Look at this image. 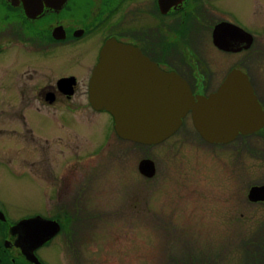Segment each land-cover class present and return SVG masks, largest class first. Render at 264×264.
Wrapping results in <instances>:
<instances>
[{"label": "flooded vegetation", "instance_id": "flooded-vegetation-1", "mask_svg": "<svg viewBox=\"0 0 264 264\" xmlns=\"http://www.w3.org/2000/svg\"><path fill=\"white\" fill-rule=\"evenodd\" d=\"M220 1L227 0H0V133L4 134L0 140L17 145L14 155L12 145H0V164L13 168L11 157L23 161L22 165L28 162L29 172L52 186L51 194L40 196L34 210L22 218L13 216L0 197V264H47L40 251L48 244L52 242L65 251L67 241L77 236V230H93L103 224L108 228V218H124L125 207L128 215L140 218L141 179L154 187L145 203L146 212L155 214L150 222L153 227L183 229L184 225L189 228L202 223L166 221L173 213L162 207L158 217L155 204L161 200L156 194L174 196V183L182 189L176 194L175 201L181 205L176 209L186 210L187 200L182 198L188 189L187 176H173L169 161L162 170L154 154L143 158L141 144L120 138L112 116L91 105L90 79L101 50L110 39L133 46L159 70L177 74L193 96L208 97L217 92L227 74L239 70L247 77L256 100L252 130L238 133L229 143L210 144L203 140L188 113L170 137L147 147L168 145L169 154L186 144L195 132L205 145L213 147L215 159L224 170L226 160L232 162L233 168L237 159L245 162V158H255L264 164V28H247ZM260 1L251 0L254 9L264 6ZM257 12L253 11L254 16ZM222 24L245 39L229 43L219 39L216 44L214 37L235 38L219 28ZM206 38L219 55L233 58L223 74L220 64L206 63L199 57ZM168 159L166 156L164 160ZM144 160L152 162L150 178L140 172ZM125 162L129 166L127 172ZM45 166H52L53 179L44 176ZM80 166L88 167L90 174L83 173ZM114 166L119 174L111 168ZM94 171L100 175L92 174ZM114 172L118 191H127V197H120L113 211V206L108 210L107 205L99 206L94 199L105 197L106 179ZM263 186L264 181L250 185L247 199L264 210V193H258L262 196L256 201L248 197L252 188ZM62 194L67 205L66 198L60 200ZM187 196L191 197L190 202L194 199ZM233 209L225 215H235ZM216 210L220 208H213L212 212L206 209V213ZM199 211L202 210L196 207L181 215L188 219L199 216ZM35 217L56 224L58 232L48 243L27 249V256L19 246L15 228L21 221ZM80 258L79 252L69 255L71 261Z\"/></svg>", "mask_w": 264, "mask_h": 264}, {"label": "rangeland", "instance_id": "rangeland-1", "mask_svg": "<svg viewBox=\"0 0 264 264\" xmlns=\"http://www.w3.org/2000/svg\"><path fill=\"white\" fill-rule=\"evenodd\" d=\"M260 2L264 5V0ZM219 3L222 7L233 11L247 28H264V6L254 9L251 0H227ZM254 10L258 11V15L254 16ZM203 44L202 54L199 55L201 60L206 63L220 64L221 74L227 71L233 58L223 54L219 55L207 38ZM0 136H4L3 132ZM189 136L191 137L188 138L186 144L177 146L178 148L171 150L169 154H166L168 145L157 147L141 145L140 154L144 156L143 158L154 154L156 161L162 164V170L166 167L165 162L169 161L173 176L175 174L187 176L188 189L183 193L186 197L182 198L185 202L187 200L186 210L176 209L181 206L175 201L178 199L176 194L182 189L174 183V190L177 189L174 191V196L163 192L156 194L158 200H161L155 204L158 217H160L159 212L162 207L173 213L169 214L171 218L167 217L166 221L194 220V222H202L201 224L189 228L184 225L183 229L153 227L150 222L155 219V214L146 212L145 203L152 195L154 187L141 179L140 184L143 186L140 188L142 193L139 206L140 218L128 215L129 209L125 207L124 218H113L112 220L109 217L108 222L106 221L108 224L111 223L112 228L111 225L106 228L103 224L93 230H77V236L67 241L69 244L65 251L51 242L40 251L44 261L47 264H264V210L260 205H251L247 199L250 185L264 181V164L255 158H245V162L243 159H237L234 169L232 162L226 160L228 163L224 170L215 159L216 154L212 146L205 145L195 132ZM0 145H12L11 153L13 155L17 153V145L8 144L5 139L0 140ZM166 156L168 160H164ZM11 158L13 168L0 164V197L7 204L13 216L22 218L26 213L34 210L40 196L46 193L51 194L52 186L49 187L46 180L33 176L29 172L28 162L22 165L23 161L15 157ZM125 165L127 166V163ZM80 167L84 170L83 173L90 174L88 167ZM111 168H115L118 172L115 166ZM11 169H14L13 173ZM128 169L129 166L124 168L125 172ZM181 169H184L183 172L179 171ZM94 173L100 175L98 171L92 172ZM44 174L53 179L52 166H45ZM116 176L114 172L107 177L105 197L99 200L94 199L99 202V206L107 205L108 210L113 206V211L116 209L115 202L121 201L120 197L124 199L127 197V191L125 193L118 191L119 182L116 181ZM104 188L105 186L100 189ZM188 194L194 197L191 202ZM62 198L66 197L62 194L60 200ZM67 201L66 198L64 204L66 202L67 205ZM149 206H152V203ZM196 207L202 210L199 211L201 212L199 216L184 219L186 217L181 215L183 211H190ZM216 207L220 210L211 214L206 213V209L212 212V209ZM234 207L236 208L233 209ZM231 208L235 215L227 217L228 214L226 216L225 212ZM105 215L110 216L111 213H105ZM210 222L213 224L204 225ZM74 230H71L72 235H74ZM103 247L106 249L103 250ZM76 252L80 253L81 258L71 261L70 253L76 254ZM138 258L139 261H137Z\"/></svg>", "mask_w": 264, "mask_h": 264}, {"label": "water", "instance_id": "water-1", "mask_svg": "<svg viewBox=\"0 0 264 264\" xmlns=\"http://www.w3.org/2000/svg\"><path fill=\"white\" fill-rule=\"evenodd\" d=\"M219 28L235 38L214 37L216 44L219 39L225 43L245 39L227 24ZM89 100L94 109L112 116L120 138L145 146L170 137L188 113L203 140L210 144L229 143L238 133L252 130L251 120L257 112L252 89L241 71L229 72L220 89L208 97L193 96L177 74L159 70L133 46L115 39L108 40L100 52L89 83ZM152 167V162L144 160L140 172L150 178ZM258 193H264V186L252 188L249 199L259 200L262 195ZM56 226L40 217L21 221L15 230L24 255L29 256L27 249L48 243L58 232Z\"/></svg>", "mask_w": 264, "mask_h": 264}]
</instances>
